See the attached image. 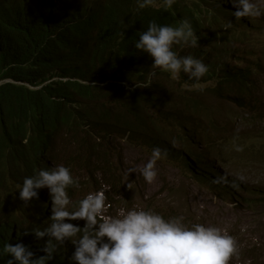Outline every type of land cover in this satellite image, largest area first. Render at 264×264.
I'll return each instance as SVG.
<instances>
[{"label": "trees", "instance_id": "trees-1", "mask_svg": "<svg viewBox=\"0 0 264 264\" xmlns=\"http://www.w3.org/2000/svg\"><path fill=\"white\" fill-rule=\"evenodd\" d=\"M201 6L202 0H177L170 9H139L137 0H104L99 9L100 16L88 14L82 19L74 18L69 24L57 27L55 36L51 37L55 28L48 25L47 18H36L31 11H27L22 0H0V81H14L0 83V156L4 143L12 146L25 137L33 143L40 140L39 132L28 133L36 130L34 126L39 123L36 115L43 116L46 122L53 125L66 122L64 132L75 133L78 146L86 145L99 156L103 153V140L111 139L112 132L118 131L116 126H122L120 123L125 119L132 121L124 127L130 135L138 137L135 132L140 130L147 134L146 140L171 142L175 137V128L178 130L176 137L180 141L185 139L178 118L189 117L197 123L205 150L214 155L216 152L212 147L214 149L215 145L206 133L210 130L217 133L219 128L214 121L217 117L208 115L206 109L212 108L218 114L219 107L216 105H222V100L241 109L246 108V103H257L258 98L264 95V86L259 83L264 69V51L260 53L258 49L251 48L246 52L254 60L240 55L238 59L243 64L230 62L227 56L233 48V27L225 29L223 35H218L216 29L209 31L208 35L207 29L201 32L200 21L203 24L206 18L201 17ZM223 9V6H218L213 16L221 20L225 13ZM184 19L191 22L199 38L198 44H202L200 48L192 47L188 55L202 60L209 67L208 73L196 82H201L196 89L181 87L195 82L183 73L176 87L165 85L158 78L165 72L153 68L151 59L136 57L126 47L130 39L140 34L137 29L141 25L147 28L149 22L154 21L159 25L176 27ZM222 23L223 26L226 24ZM128 24L131 25L127 27ZM260 24L259 27V24L251 22L241 28L244 32L242 41L250 43L251 38L256 36L254 33H264V17L260 18ZM92 30H95V39L85 49L82 44ZM247 36L249 38L245 39ZM177 48L180 45L174 46L173 50L177 52ZM68 56L73 57L75 62H67L71 60ZM62 58L66 62H62ZM124 60H128L131 66L124 68L120 63ZM153 71L157 75L151 87L134 88V83L146 82ZM57 76L66 77V80H53L36 89L17 83L27 82L37 86ZM126 81L129 82L125 88ZM115 92L123 97L120 102L113 101ZM117 103L118 107L113 108ZM152 103L163 104L165 110L147 116V105ZM252 113L248 120L242 115H235L239 125L236 130L243 133L236 140L239 146L245 148V155L248 150L264 166V125L262 128L255 125L264 121V105L256 111L253 109ZM151 116H158L161 123L149 119ZM248 124H254L255 131L250 133L245 129ZM203 126L205 133L201 130ZM125 133L122 131L121 135ZM113 141L114 138L107 143V149L115 146ZM220 142V145L223 143L226 146L227 138H222ZM234 142L232 139L230 145L233 146ZM187 156L195 157L199 166L197 170L201 172L200 180H207L214 188L222 189L219 191L222 197L227 193L234 194L228 187L232 175L227 174L228 185L216 180L218 170L214 164L219 162L216 157L213 162L205 163L203 153L192 154L187 150ZM6 165L0 166V171ZM237 186L250 191L242 181ZM237 226L236 231L227 233L237 241L238 254L231 260L238 259L242 264H264L262 251L256 253L253 242H242L247 236L240 237L241 231Z\"/></svg>", "mask_w": 264, "mask_h": 264}, {"label": "clouds", "instance_id": "clouds-1", "mask_svg": "<svg viewBox=\"0 0 264 264\" xmlns=\"http://www.w3.org/2000/svg\"><path fill=\"white\" fill-rule=\"evenodd\" d=\"M22 1L27 11H31L36 18L48 19V25L55 28L50 34L51 37L55 36L57 27L69 24L74 18L82 19L88 14L100 16L99 9L104 2V0ZM176 2L177 0H159V3L158 0H137V5L139 9L147 7L170 9ZM205 2L212 1L202 0L203 5ZM224 2H230L235 8V11H230V19L234 22L228 21L224 25L226 30L230 29L232 24L235 25L233 30L245 28L246 24L254 22L250 18H257L260 27V18L264 17V3L261 0H223V4ZM145 27L139 26L137 31L140 34L130 39L126 45L134 56L151 59L153 68L169 73L173 80H179L183 73L189 79L199 82L208 73L209 67L202 60L188 55L191 53H185L181 48H177V52L173 50L176 45L188 47L199 45V38L189 20L180 21L176 27L159 25L154 21ZM94 33L95 30L90 31L82 47L86 49L92 45L90 41L95 39ZM122 35L124 36V31ZM70 58L71 60L67 62L74 63L75 59ZM61 61L66 62L64 58ZM120 63L124 68L131 66L128 60ZM156 75V71L151 72L146 82L134 83V88L151 87ZM53 80H66V77H51L37 86L27 82L17 83L36 89ZM1 82L14 81L4 79ZM127 82L129 81L124 82L125 88ZM131 90L133 89H129ZM122 98L119 96L115 102H120ZM223 101L226 100H222V104ZM256 102L246 103L247 106L243 109L235 107V112H240V115L248 120V117H251L248 113L253 115V109L256 111L264 104L262 97ZM118 104L113 108H117ZM229 104L230 107H234L232 103ZM146 110L147 116H150L163 112L165 106L152 103L147 105ZM36 118L39 122L34 126L36 130L28 133L39 132L40 140L33 143L25 137L12 146L4 143L0 156V166L7 164L5 169L0 171V264L234 262L231 259L238 254L237 241L226 231H221L215 226L203 224L189 226L182 216L166 219L152 210H130L117 215L118 208L132 207L124 200L112 198L109 195V187L99 182L104 180L110 164L101 159V154L99 156L86 145L78 146L76 134L71 132L72 136H68L67 132H64L62 125H66V122L53 125L46 122L41 115H36ZM149 119L161 123L158 116H151ZM125 120H129L128 125L132 123L130 119ZM214 121L219 131L214 133L210 130L206 133L207 137L216 134L226 138L227 131L232 129L237 131L236 127L225 130L218 124L217 119ZM178 122L184 132L183 141L176 137L178 130L175 128V137L171 142H159L158 139L150 138L146 140L147 134L142 138L135 137L125 129L112 132L108 142L114 138L112 143H115L117 137L122 136V131H125L123 135L132 141L156 142L152 150V159L141 170L148 183L156 178L157 173L154 170L156 160L166 153L183 158L184 164L190 166L194 164L196 172L194 176L201 179L195 157L187 156V150L192 154L203 153L204 160L209 159L213 153L205 150L199 137L197 123L193 119L179 117ZM201 130L205 133V126ZM222 138L218 137V142ZM58 139L61 147L58 145ZM84 139L86 141V137ZM175 139L182 144L179 148L173 143ZM104 148L103 151L106 149ZM234 149L238 152L243 151V147L239 145H234ZM212 150L214 152L213 147ZM134 171L129 169V174ZM77 188L82 189L79 192Z\"/></svg>", "mask_w": 264, "mask_h": 264}, {"label": "rangeland", "instance_id": "rangeland-1", "mask_svg": "<svg viewBox=\"0 0 264 264\" xmlns=\"http://www.w3.org/2000/svg\"><path fill=\"white\" fill-rule=\"evenodd\" d=\"M211 1V3L205 2V5L202 4L201 6V17L205 16L206 18L203 20V24L200 21V31L204 32L205 28L207 29L206 35H208L209 31L216 29L218 35H223L225 28L222 22H234L230 19V11H235V8L230 2H224L223 4V0ZM261 2L264 3V0H261ZM218 6H223V11H226L221 20L213 16ZM206 7L208 8L207 11H205ZM250 19L257 23V18ZM232 27L234 29L235 25L232 24ZM234 32L231 41L233 48L230 49L231 54L227 56L230 62L243 64L238 59L241 57L240 55H244L250 61L254 60V57L246 52L251 48L258 49L260 53L264 51L263 32H260V34L254 33L253 35L256 36L251 38L250 43H245L244 36V41H242V33H244L242 29L237 28ZM248 38L249 36L245 37V39ZM199 45L202 47V44ZM180 48L185 53H191L192 47L181 45ZM158 78L167 86L176 87L179 82V80H173L170 74L167 73L160 75ZM259 80L260 85L263 87L264 69L259 76ZM200 85L201 82H194L181 85V87L196 89ZM187 94L189 95V93ZM118 97L119 94L115 92L113 101ZM262 101L264 102V95ZM218 111L217 114L212 108L206 109L208 115L217 117V122L220 123L219 125L223 129L229 130L232 127H239L235 115L241 113L235 112V107H230L227 101H223V104L219 105ZM248 115L252 117L250 113ZM120 124L123 127L116 126V128L123 130L129 124V120H124ZM255 125L262 128L264 121H259ZM253 126L248 124L245 129L252 133L253 130L255 131ZM62 128L65 130V125H62ZM234 130L226 132H231V134H227L226 146L224 144L220 145L221 142H218V137L222 138L221 135L211 134L210 137L215 145L214 151L216 153L209 159H205V163L213 162L215 157L218 159V164L214 162V165L218 170L216 180L218 179L220 184L228 185V175H232L231 184L228 187L233 190L234 194L227 193L223 197L219 194L222 189L219 187L214 188L207 180L203 181L195 178L194 164L192 166L184 164L182 162L183 158H179L175 154L169 155L166 153V155H162L156 160L154 165V170L157 173L156 178L148 183L141 174V170L152 159V150L156 142L132 141L127 136L122 135L117 137L115 146L107 149L106 146L109 142L108 139H104L103 146L106 149L104 148L101 159L110 164V169L105 173L104 180L101 179L102 181L99 182L109 187V195L112 198L124 200L132 207V209L118 208L116 214L121 215L130 210H152L166 219L173 216H182L189 226L202 223L204 226H215L227 233L236 231V225H239V227L237 226L241 231L239 236H247L242 242L250 244L253 242L257 249L256 253L261 250L264 257V166L260 165L261 161L257 160L258 157L252 156V153L248 150L246 155L244 151H235L234 145H239V142L235 141L233 146L230 145V142L243 133ZM135 134L140 138L145 136V133L140 130L136 131ZM67 135L72 136V133L67 132ZM173 143L178 148L182 145L177 139ZM58 145L61 147L59 139ZM218 145L220 146L216 151ZM129 169L135 171L129 174ZM239 181H242L250 191L239 189L237 186ZM77 189L80 192L82 188ZM246 200H249V202ZM108 211L110 212V209ZM246 239L248 240L245 241ZM232 264H242V262L235 259Z\"/></svg>", "mask_w": 264, "mask_h": 264}]
</instances>
